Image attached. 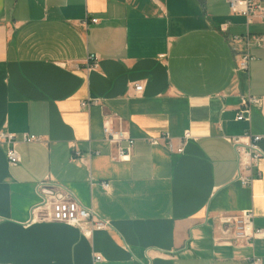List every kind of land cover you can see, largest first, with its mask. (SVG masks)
<instances>
[{"label":"crops","instance_id":"obj_1","mask_svg":"<svg viewBox=\"0 0 264 264\" xmlns=\"http://www.w3.org/2000/svg\"><path fill=\"white\" fill-rule=\"evenodd\" d=\"M225 22L264 37L227 0H0V133L19 157L0 141V264H264V43L236 73ZM107 124L134 140L128 160ZM246 135L262 157L245 186L229 139ZM56 196L107 228L51 221ZM243 212L262 231L249 242L222 226Z\"/></svg>","mask_w":264,"mask_h":264},{"label":"built area","instance_id":"obj_2","mask_svg":"<svg viewBox=\"0 0 264 264\" xmlns=\"http://www.w3.org/2000/svg\"><path fill=\"white\" fill-rule=\"evenodd\" d=\"M232 16H242L246 20V27L254 22L255 19L264 22V0H227ZM92 23H97L96 19L91 20ZM230 22H225L219 26V32L225 37L227 44L231 47L235 54V72L247 73L249 65L253 57L249 53L251 41L261 45L264 43V37H252L248 30L244 34L233 35L229 34ZM97 56L91 54L87 60V69L94 70L97 68ZM141 84L134 86L135 93L142 91ZM258 104L256 98H250L242 107L239 108L236 114L237 121H248L251 106ZM87 103H82V107H86ZM103 134L106 140L111 145L117 146V158L120 160H128L133 149L134 140L128 134L121 130L115 129L111 124L104 125ZM190 137L186 132L184 139ZM167 139L166 136L163 140ZM0 141L6 145V159L10 166H16L19 163V157L15 150V136L8 133H0ZM261 136L246 135L242 138L233 137L229 142L235 149L238 157L239 175L238 179L242 185H248L253 181L256 172L257 163L262 157L260 149ZM23 143L41 142V138L37 136L24 135ZM124 143V145H122ZM167 147L172 151L170 141L167 142ZM182 148L176 150L181 153ZM107 189V185H104ZM252 213L243 212L239 216H229L222 219V226L226 229L225 232H231L234 238L244 242H249L261 235L262 231L254 229L252 225ZM50 219L53 222L70 224L77 227L84 236H91L95 231H101L107 228V223L99 219L90 208H85L79 205L72 199L66 196H56L50 203ZM97 261L100 257L96 258Z\"/></svg>","mask_w":264,"mask_h":264}]
</instances>
